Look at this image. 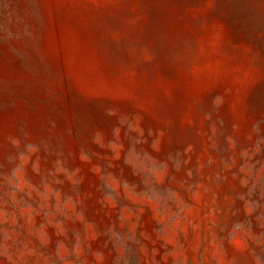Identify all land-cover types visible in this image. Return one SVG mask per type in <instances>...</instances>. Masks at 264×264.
<instances>
[{
  "label": "rangeland",
  "instance_id": "374dc122",
  "mask_svg": "<svg viewBox=\"0 0 264 264\" xmlns=\"http://www.w3.org/2000/svg\"><path fill=\"white\" fill-rule=\"evenodd\" d=\"M0 264H264V0H0Z\"/></svg>",
  "mask_w": 264,
  "mask_h": 264
}]
</instances>
